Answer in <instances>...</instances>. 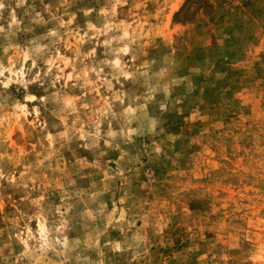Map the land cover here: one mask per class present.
<instances>
[{"label": "rangeland", "instance_id": "1", "mask_svg": "<svg viewBox=\"0 0 264 264\" xmlns=\"http://www.w3.org/2000/svg\"><path fill=\"white\" fill-rule=\"evenodd\" d=\"M44 2L55 4L56 0ZM107 4L108 0H77L69 9L77 14L72 27L83 28L86 19L95 23ZM36 7L38 11L43 7L39 0ZM87 8L95 11L86 18L80 9ZM116 20L132 28L136 27L134 21L142 26L144 55L135 62L137 66L155 59L154 67L168 69V110L161 112L156 104H149V118L159 121L155 132H148L145 126L144 134L133 136L130 144L118 138L127 152L123 160L121 151L106 148L103 139L94 151L77 147L85 141L74 140L70 147L75 154L54 145L60 155L53 157L55 170L43 173L44 187L56 184L69 193L83 190L82 196L68 200L74 207L65 217L70 223L64 235L70 245L75 240L80 244L66 252L73 257L67 264H264V0H128L117 7ZM43 31L36 29L37 34ZM23 39L21 36V43ZM102 51L97 48L98 58ZM123 83L125 91L136 90L137 95L145 91L133 89L131 82ZM17 87L13 85L9 91L17 94ZM30 91L43 94L35 86ZM100 91L103 94L104 89ZM155 99L163 100L164 94L157 93ZM21 124L25 132L18 126L10 128L0 147L5 171L15 167L17 176L23 170L15 163L21 151L29 153L28 161H35L41 153L35 135L27 134L29 126L23 124V118ZM107 127V123L101 125L102 135ZM112 127L120 130L115 121ZM131 127L137 128L139 123L134 121ZM156 147L161 149L159 154ZM99 151L106 155L98 156ZM78 161H86V166ZM118 166L123 169L122 177L116 176ZM105 172L116 178L106 180ZM48 191V203L64 211L60 188ZM98 192L102 194L95 195ZM39 194L34 191L31 196ZM126 194L125 203L120 204ZM25 195L8 181H0V248L4 256L10 254L4 247L9 235L16 234L14 222L22 228L21 214L35 212L34 207L29 209ZM101 203L107 206L105 216L91 220L86 213L96 214ZM114 207V224L119 211L126 212L118 227L107 221ZM28 223L35 233L38 221ZM94 229L103 231L98 243ZM134 236L143 239L133 241ZM115 243L126 250L114 251ZM129 243L139 246L128 248ZM11 247L15 255L23 250L18 241ZM77 254L79 262L74 259ZM47 255L52 264L61 259L52 252ZM0 264H5L2 258Z\"/></svg>", "mask_w": 264, "mask_h": 264}, {"label": "clouds", "instance_id": "2", "mask_svg": "<svg viewBox=\"0 0 264 264\" xmlns=\"http://www.w3.org/2000/svg\"><path fill=\"white\" fill-rule=\"evenodd\" d=\"M76 2L56 0L52 4L39 0L43 7L38 11L36 0H31V3L29 0H0V147L6 143V132L10 128L18 126L22 133L25 132L21 124L23 118V124L29 126L27 134L35 135L41 149L35 161L26 160L29 153L21 151L15 162L23 169L19 176L15 167L9 172L5 171L4 157L0 154V181H8L10 185L24 190L29 209L35 208L31 216L21 214L20 219L24 221L22 228L14 222L16 234H10L8 243L4 245L9 248V256H4L3 248H0V258L5 264H20L22 260H27L28 264H43L49 261V252L61 258L55 264H67L73 257L66 255V252L74 251L80 244L79 240H75L70 245L64 231L70 223V218L65 217L74 207L68 200L72 196H82L83 190L69 193L56 184L44 187L43 173L55 170L53 157L60 155L54 145L68 148L75 154V149L70 147L74 140L85 141L77 147L94 151L100 148V140L103 139L106 148L121 151L120 159L123 160L127 152L117 142L118 138L122 143L130 144L133 136L144 134L145 126L148 132H155L159 121L149 118V104H156L161 112L168 110V97L171 94L169 84L165 82L168 69L164 66L154 67L157 65L155 59L145 60L137 66L135 62L144 55L140 42L142 26L134 21L136 27L132 28V25L116 20L117 7L126 5L128 0H108L107 6L100 9L96 22L86 19L83 28L80 25L72 27L77 14L69 9ZM80 11L87 18L95 10L87 8ZM65 16L69 18L65 20ZM37 28L44 31L37 34ZM129 29H132L131 32ZM21 36L24 37L22 43ZM85 45L90 46L86 51L82 50ZM97 48L103 49L102 58H98ZM125 57L130 59L126 60ZM162 61H166V58H162ZM123 82H131L133 89L143 88L145 91L140 95L136 94V90L125 91ZM172 83L178 84L180 81L173 80ZM117 84L120 85L119 89L115 87ZM13 85L18 86L17 94L23 90L22 98L9 91ZM31 86L42 90L43 94H33ZM101 89H104L103 94ZM159 92L164 94V99L157 102L155 97ZM29 104H33L31 109ZM29 116L33 117L31 121L27 119ZM114 121L120 125L119 131L113 130ZM134 121L139 123V127H131ZM104 123L108 127L102 135L101 125ZM154 151L159 154L161 149L156 147ZM104 155L106 152L99 151L98 156ZM78 163L86 166V161ZM123 175V169L118 166L116 176ZM104 176L106 180L116 178L107 172ZM69 183L74 184L75 181L70 180ZM48 188H60L64 211L60 206L53 208L48 203ZM34 191L40 194L32 198ZM101 194L98 192L95 195ZM126 199L127 194L119 203L124 204ZM106 207L101 203L96 214L89 211L86 215L95 221L105 216ZM116 211L114 207L113 212L107 215L108 225L118 227L125 221L126 212L121 209L119 220L113 223ZM57 213L58 218L55 216ZM32 219L38 221L35 233L28 223ZM106 230L107 225L103 231ZM94 231L98 243L103 231ZM121 231L124 229L121 228ZM142 239L140 236L132 238L133 241ZM13 241L23 245L18 255L12 251ZM138 246L133 243L127 245L128 248ZM113 249L116 252L126 250L120 243H115ZM74 259L79 262L81 256L77 254ZM49 264L52 262L49 261Z\"/></svg>", "mask_w": 264, "mask_h": 264}]
</instances>
